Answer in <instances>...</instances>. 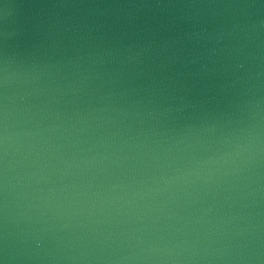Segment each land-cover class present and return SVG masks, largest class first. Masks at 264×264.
<instances>
[{
	"label": "water",
	"instance_id": "95a60500",
	"mask_svg": "<svg viewBox=\"0 0 264 264\" xmlns=\"http://www.w3.org/2000/svg\"><path fill=\"white\" fill-rule=\"evenodd\" d=\"M0 264H264V0H0Z\"/></svg>",
	"mask_w": 264,
	"mask_h": 264
}]
</instances>
